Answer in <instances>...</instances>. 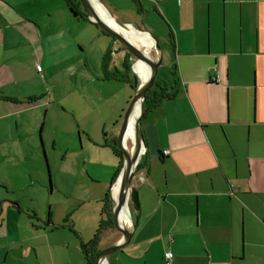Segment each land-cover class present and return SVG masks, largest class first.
<instances>
[{
	"label": "crops",
	"instance_id": "0c3cea01",
	"mask_svg": "<svg viewBox=\"0 0 264 264\" xmlns=\"http://www.w3.org/2000/svg\"><path fill=\"white\" fill-rule=\"evenodd\" d=\"M70 2L85 14L76 0H0V157L19 165L7 170L18 181L0 179V264H88L84 244L99 230L95 254L121 238L108 194L122 162L113 147L129 102L121 83L131 80L115 56L123 50L125 64L133 55ZM97 2L169 39L177 74L161 85L175 95L142 116L140 207L130 241L105 264H264V0ZM49 75L68 78L81 142L69 153L84 154L82 169H61L84 175L63 184L82 194L48 213L34 207L43 199L27 193L36 183L23 164L38 161L34 125L49 115Z\"/></svg>",
	"mask_w": 264,
	"mask_h": 264
},
{
	"label": "rangeland",
	"instance_id": "374dc122",
	"mask_svg": "<svg viewBox=\"0 0 264 264\" xmlns=\"http://www.w3.org/2000/svg\"><path fill=\"white\" fill-rule=\"evenodd\" d=\"M138 21V22H137ZM135 21V24L137 27L141 29H147L150 31V33L158 40L161 51L156 46L153 48L154 51H152V55L157 56L156 61L159 60L160 53L163 54V59L161 63L160 73H159V79L160 85H157L156 88L158 90H161V85L164 81L167 82V84L173 83V75H172V69H173V56L170 49V43L169 39L167 38H161L156 31H151L149 26L147 24H143L141 21L137 20ZM138 28V29H139ZM111 41L112 38L110 39ZM155 40V39H154ZM117 45L120 46L119 48H122V45L118 42ZM168 42V43H167ZM143 50V49H142ZM158 51V52H157ZM123 50L121 52H118V54L115 56V61L120 64L121 72L126 73L127 70L125 69V65L123 62ZM137 61V57L133 56V62L132 64ZM122 64V65H121ZM127 75V74H125ZM51 78V82H49L48 85V91L51 94L52 100H50L51 108L49 111V115L46 116V111L44 109V120H42L40 124V119L35 122L34 128L36 130V136L39 135L38 144H39V156L38 161H35V167L33 169L32 164L34 163L32 159L28 158L25 164H23V167L28 166L30 171L33 174V177L30 175V182L35 181L36 185H30L28 187L27 193H30L31 190L37 189L36 196L39 199H43L42 204H39V201L36 202L35 199L31 198L29 194L26 196V202L28 204H33L36 202L38 205H34L36 208H41V211L47 210V212H50V209L52 206L55 205V200L60 198H65L66 195H81L82 191H74L73 194H69L65 188H63L64 183H68V180L71 179L74 181L76 177L84 175V173H79L77 175L67 174L66 172L62 171L61 168H64V165H73V167L79 166V169H82V161L84 154L83 153H75L70 154L69 152L72 151L76 147L81 146L80 142V136L79 134L75 133V127L72 125L71 118L69 116V111L71 108L73 109L74 105V99H69L70 97V84L68 82V78L64 75H61L57 79L53 80L52 78H55V76L49 75ZM123 86L125 87V93L128 95V104H126L123 115L121 117V122L123 120L124 113L126 109L128 108L130 102L134 98L135 90L132 86V83L129 81H122ZM72 85V84H71ZM76 97V96H75ZM44 123V126L42 128V125ZM143 124V122H142ZM71 129L70 134H62L63 130ZM74 131L75 134L72 133ZM41 134V135H40ZM56 139V143L53 141ZM37 141V139H36ZM44 141L43 145L41 146L42 142ZM55 143V145H53ZM41 146V147H40ZM70 148V149H69ZM5 158L4 156L0 157V179L9 183L12 180L18 181V177L14 174L8 173L7 170L9 167H17V170L19 168V165L17 163V158ZM35 171V172H34ZM137 172L135 175V178L132 181V186L136 187L137 183ZM88 178V175H85ZM79 182V181H77ZM139 186L136 188L138 189ZM88 190H85V192ZM129 207H131L130 212L134 211V203L129 200ZM1 212V207H0ZM33 213V212H32ZM31 213V214H32ZM109 217V216H108ZM114 232L119 235V232L114 228ZM111 233V230H110Z\"/></svg>",
	"mask_w": 264,
	"mask_h": 264
},
{
	"label": "water",
	"instance_id": "95a60500",
	"mask_svg": "<svg viewBox=\"0 0 264 264\" xmlns=\"http://www.w3.org/2000/svg\"><path fill=\"white\" fill-rule=\"evenodd\" d=\"M79 1L82 5L83 9L85 10L86 16L92 22L96 23L107 34L116 38V40L127 51H129L134 57H137V59L142 58V59L148 61L151 64L152 70H153L152 75L149 78V80L142 86L140 92H138L139 77L134 70V65L132 64V66H131V71L133 73L132 86L135 90V94H134V98L132 99V101L130 102L128 108L126 109V111L124 113L123 120H122L120 129L118 131L117 140L115 142L117 145V148L122 152L124 164H123V167H122L116 181L111 185V188H110V190H111V203H112V206H111V208H112V219H113L114 227L119 232V234L121 235V238L118 242L100 250L97 253L96 264H104L105 261H107L108 255L111 254L112 252H114L115 250H117L118 248L124 247L130 241L131 236H132L131 229L129 227H123L120 224V210H121V206L123 205V203L125 202L127 197H129V200L131 199V201L134 203V205L137 208L140 207L139 192L136 189V187L132 186V181L135 178L137 168H138V164H139L142 156L139 157V155H137V157L134 158L135 160H133L130 157V154L126 151V149L124 147V136H125L126 131H127L128 119H129V116L131 114L132 107H133L134 103L136 102V100L138 98H141L142 99V114L138 120L137 129H138L139 141L141 140V143L144 144V146H145L143 131L141 128L142 116L145 113L144 103L146 100L147 93H149L155 87L157 76L159 74V68H160V65H161L162 59H163V54L160 53V57H159L158 61H155V62L152 61L151 59H149L145 55V53L141 50L140 47H138L137 45L132 43L116 27L112 26L102 16L99 15V13L97 12V10L94 7L92 0H79ZM100 6L104 10H106L101 4H100ZM109 15L112 17V15L110 13H109ZM116 21L122 27H126L128 25H131V24L126 23V22H121L120 20H116ZM140 31L147 32L143 29H141ZM152 37L156 41L157 48L161 51L162 48H161L158 40L154 36H152ZM125 78H129V75L128 74L125 75ZM136 160H137V162H136ZM120 177H121L120 192H119L118 199L116 200L114 198L113 190H114L116 183L119 181Z\"/></svg>",
	"mask_w": 264,
	"mask_h": 264
},
{
	"label": "bare ground",
	"instance_id": "6f19581e",
	"mask_svg": "<svg viewBox=\"0 0 264 264\" xmlns=\"http://www.w3.org/2000/svg\"><path fill=\"white\" fill-rule=\"evenodd\" d=\"M92 2L100 16H102L112 26L116 27L132 43L140 47L141 50L143 49L142 51L149 59H151L154 62L156 61L157 56L152 55V51H154L153 48L155 46V40L148 32H143L137 28H131L129 26L126 27L120 26L116 21V19L113 16L111 17L109 13L100 6L97 0H92ZM134 70L139 77L138 92H140L142 86L149 80V78L152 75L153 72L152 66L148 61L142 58H138L137 61L134 63ZM141 114H142V99L138 98L132 107V111L128 119L127 131L124 136V147L133 160H135L134 158H136L137 155L141 157L145 151L144 144L141 143V140L139 141L138 129H137L138 120ZM120 184H121V177L119 181L116 183L113 190L114 198L116 200L118 199L119 196ZM120 224L123 227H129V228L132 225V218L129 207V197L126 198L125 202L121 206Z\"/></svg>",
	"mask_w": 264,
	"mask_h": 264
},
{
	"label": "trees",
	"instance_id": "16d2710c",
	"mask_svg": "<svg viewBox=\"0 0 264 264\" xmlns=\"http://www.w3.org/2000/svg\"><path fill=\"white\" fill-rule=\"evenodd\" d=\"M76 2L81 6V3H80V1L79 0H76ZM70 8L72 9V11H74L75 13H77L78 15H81V16H86V13L85 14H83V13H79V11L76 9V5H73V3H71L70 2ZM85 11V10H84ZM90 20V19H89ZM96 26H98L96 23H94ZM141 29V28H140ZM105 32V31H104ZM106 33V32H105ZM107 34V33H106ZM109 35V34H108ZM114 40H116V38H114L113 36H111ZM122 48H124L123 46H122ZM125 49V48H124ZM126 50V49H125ZM127 51V50H126ZM128 54L130 55V56H132L131 55V53L130 52H128ZM105 61V64H104V66L105 65H107L106 64V62H107V59H105L104 60ZM125 69L127 70V73L129 74V72H131V66H132V62H130V61H128V62H125ZM172 75H173V79L175 80L176 79V76H177V74H176V72H172ZM124 77V76H123ZM157 79H158V76H157ZM126 80V79H125ZM128 81V80H127ZM131 83H132V81H131ZM157 85H160L159 84V82L156 80V84H155V87L149 92V93H147V96H146V100H145V103H144V106H145V111L149 108V107H151V106H153V105H156V103H158V102H160L161 100H163L164 98H167V99H170V98H172L174 95H175V92L174 91H171V92H165V94H164V91H167L168 89H166V88H163V87H161V90H158L157 88H156V86ZM144 136V135H143ZM144 141H145V143H146V139H145V137H144ZM113 147L115 148V151L117 152V154L121 157V159H122V162H121V167H120V169L118 170V172L115 174V180L117 179V177H118V175H119V173H120V171H121V169H122V167H123V164H124V162H123V157H122V152L117 148V145H116V143L115 144H113ZM143 166H142V164H141V160H140V162H139V164H138V168H137V172L138 171H140L141 170V168H142ZM108 199H109V201H111V197H110V195L108 194ZM112 204V203H111ZM108 215H109V222H110V224H113V219H112V208L111 207H109V213H108ZM99 241H100V230L97 232V234L94 236V238L88 243V244H84V248H85V250H84V252H85V256H86V259H87V262H88V264H96V255H97V253L95 254L93 251H91L90 249H89V247L91 246V247H95V245H97L98 243H99Z\"/></svg>",
	"mask_w": 264,
	"mask_h": 264
},
{
	"label": "built area",
	"instance_id": "2783aa9c",
	"mask_svg": "<svg viewBox=\"0 0 264 264\" xmlns=\"http://www.w3.org/2000/svg\"><path fill=\"white\" fill-rule=\"evenodd\" d=\"M164 153L167 154L168 151L166 150ZM165 257H166V259H167L168 261H170V260L172 259V257H173V253H172L171 251H169V252H167V253L165 254ZM104 264H105V263H104Z\"/></svg>",
	"mask_w": 264,
	"mask_h": 264
},
{
	"label": "flooded vegetation",
	"instance_id": "af4514ba",
	"mask_svg": "<svg viewBox=\"0 0 264 264\" xmlns=\"http://www.w3.org/2000/svg\"><path fill=\"white\" fill-rule=\"evenodd\" d=\"M129 79L133 82V73H132V71L131 72H129ZM124 77H125V75H124Z\"/></svg>",
	"mask_w": 264,
	"mask_h": 264
}]
</instances>
